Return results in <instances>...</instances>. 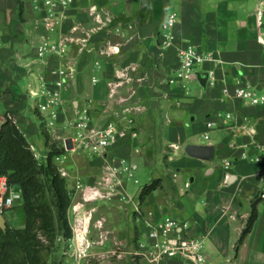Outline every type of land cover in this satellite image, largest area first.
I'll use <instances>...</instances> for the list:
<instances>
[{"label": "crops", "instance_id": "crops-1", "mask_svg": "<svg viewBox=\"0 0 264 264\" xmlns=\"http://www.w3.org/2000/svg\"><path fill=\"white\" fill-rule=\"evenodd\" d=\"M168 12L177 13L178 23L173 46L164 48L159 33ZM60 38L66 42L65 57L40 58L42 42L55 44ZM186 45L212 52L222 62L200 64L185 86L170 85L177 47ZM62 64L70 66L62 88L64 106L49 133L61 146L68 141L70 149L55 162L67 173L75 199L82 194L88 202L95 190L105 193L108 186L99 182L113 166L130 169L121 178L131 195V228L115 214L97 219L110 225L111 238L140 237L146 220L170 217L187 223L188 236L205 239L210 264H264V199L259 195L264 103L250 105L233 95L244 84L264 100V0H74L58 32L46 28L44 12L31 0H0V127L5 114H12L40 160L49 149L42 124L38 128L30 116L33 110L42 114L29 103V91L60 80ZM209 72L213 84L210 77L204 80ZM121 73L129 80L112 93L123 80L117 76ZM225 87L230 95L223 93ZM85 111L92 128H117L113 145L97 154L73 147L70 140L75 129L67 120ZM38 129L45 142L40 152L31 142ZM189 145L212 146L213 156H191ZM148 168L153 169L149 183L137 186L136 174ZM156 180L157 188L141 201L143 188ZM254 202L258 217L239 242ZM138 203L140 212L135 211ZM123 204L113 205L126 209ZM18 212L25 219L21 201L4 213L8 224Z\"/></svg>", "mask_w": 264, "mask_h": 264}, {"label": "built area", "instance_id": "built-area-1", "mask_svg": "<svg viewBox=\"0 0 264 264\" xmlns=\"http://www.w3.org/2000/svg\"><path fill=\"white\" fill-rule=\"evenodd\" d=\"M35 7L44 12L45 25L50 32H58L63 20L66 18L67 11L73 5L74 0H31ZM178 23V15L175 12H168L161 24L159 38L161 45L164 48H170L175 40V28ZM75 29V28H74ZM40 58L48 55H56L63 59L66 54V42L60 38L55 44L49 41H43L38 48ZM178 64L172 69L171 74L167 77V82L170 85L182 84L190 82L196 76V69L200 64L205 62L221 63L222 61L212 52L203 53L193 45L177 47ZM65 67V68H64ZM67 69L70 66L63 65L59 67L57 73L61 79L55 84H43L41 90H30L31 98L35 99L36 107L42 114V122L44 128L50 132L56 126L60 112L64 106L62 98V88L64 87L67 77ZM122 81L116 82L111 88L112 93L115 89L122 86L129 80L127 73L117 75ZM210 82L215 81L213 72H209ZM225 95H230L229 88L223 89ZM233 95L247 102L250 105L263 104L264 100L258 95L256 90L251 86L239 84L234 88ZM231 118V115L227 116ZM67 126L75 129L71 141L74 146L85 147L93 153H100L103 149L113 145L117 128L113 124H109L103 129H95L91 127V119L87 111L83 114H78L74 120H67ZM212 123H208V127H212ZM208 136L206 135V138ZM63 147L68 151V141L63 142ZM74 149V148H73ZM230 163L225 165L229 169ZM99 186H108L105 193L95 190L93 196L85 198L86 200H94L96 198L106 199L120 194V199L128 198V194L123 189V180L121 172H128V167L118 168L113 166ZM61 174L66 177L67 173L60 170ZM82 183L77 182V189H82ZM260 197L264 199V182L260 191ZM22 200V194L8 186L5 177L0 178V214H4L8 209L14 207ZM135 211L140 212V203L135 205ZM85 225L86 219L79 224ZM146 232L143 233L138 240L137 248L132 252L134 256L140 257L150 264H163L166 261L174 260L177 264H210L205 254V239L191 237L186 234L187 223H179L177 220L167 217L159 222H151L146 220ZM75 228L74 235L67 240L64 247L63 255L66 257L65 264H91L92 242L88 239L87 232L84 227ZM113 255L118 257L117 251Z\"/></svg>", "mask_w": 264, "mask_h": 264}, {"label": "trees", "instance_id": "trees-1", "mask_svg": "<svg viewBox=\"0 0 264 264\" xmlns=\"http://www.w3.org/2000/svg\"><path fill=\"white\" fill-rule=\"evenodd\" d=\"M41 127L49 149L45 160L38 159L12 114H5L0 127V178L5 177L10 188L21 192L25 212L23 227L7 223L6 230H0V264H48L45 252H53L59 237L70 239L73 234L68 212L74 192L55 162L66 150L44 128L43 122ZM157 186L158 180L146 185L140 200ZM257 217L254 202L239 242L250 232Z\"/></svg>", "mask_w": 264, "mask_h": 264}, {"label": "rangeland", "instance_id": "rangeland-1", "mask_svg": "<svg viewBox=\"0 0 264 264\" xmlns=\"http://www.w3.org/2000/svg\"><path fill=\"white\" fill-rule=\"evenodd\" d=\"M29 103L31 105L35 104L36 106L34 98L30 99ZM30 116L33 119L34 123H36V126L39 128L42 124V117H40L35 110L30 113ZM31 142L36 144L38 152H40L41 149L44 150V137L39 131V129L37 136L32 138ZM152 176L153 169H141L139 173H137L135 176L136 179H138L139 181L137 186H143L146 183H149V180ZM129 185L131 187V181ZM119 199L120 194L116 193L114 196L106 199L103 198L98 202H94V200L86 202L83 199L82 194L76 199L75 195L73 194L72 206L68 212L69 223L73 233L72 237L74 235L75 228L80 227V225H87V236L88 239H90V241L92 242V247L90 249L91 254L95 255V257H92L91 264H127V260H130L131 262H133V264H140V262L143 260L142 258L134 256L132 254V252L137 248L138 240L141 237L131 239L130 236L129 238L123 240H115L111 238L108 234L110 225L106 223L103 218L97 221L98 217L102 215L110 217L111 215L115 214L120 219V221H122L123 224L125 223L129 228H131V195H128V198H123L124 200ZM117 201H120V203H124L123 205H126V209L121 208L118 205H113ZM80 202L85 203L83 207L82 205H78ZM96 202L98 203L97 206L99 207V212H97ZM14 209H16V207ZM84 218L86 219L85 225L84 223L79 224L81 221H84ZM24 222V218L20 216L19 212L12 218V221H10L13 227L18 228L23 227ZM67 240L68 239L64 237H59L56 240L53 252L51 254L45 252L44 257L48 261V264H65L66 257L63 255V252ZM115 251H117L120 257L113 255V252ZM166 262H164L163 264H166Z\"/></svg>", "mask_w": 264, "mask_h": 264}, {"label": "water", "instance_id": "water-1", "mask_svg": "<svg viewBox=\"0 0 264 264\" xmlns=\"http://www.w3.org/2000/svg\"><path fill=\"white\" fill-rule=\"evenodd\" d=\"M208 79L205 78L206 81ZM202 81V78L200 79ZM213 147L212 146H197V145H189L187 147V152L191 156L198 158H210L213 156ZM7 228V220L4 214H0V230H6Z\"/></svg>", "mask_w": 264, "mask_h": 264}, {"label": "bare ground", "instance_id": "bare-ground-1", "mask_svg": "<svg viewBox=\"0 0 264 264\" xmlns=\"http://www.w3.org/2000/svg\"><path fill=\"white\" fill-rule=\"evenodd\" d=\"M87 228H88L87 225H85V227H84L85 233L88 232Z\"/></svg>", "mask_w": 264, "mask_h": 264}]
</instances>
